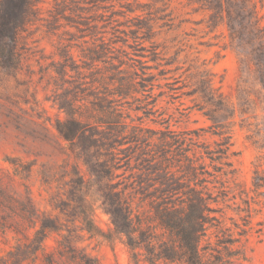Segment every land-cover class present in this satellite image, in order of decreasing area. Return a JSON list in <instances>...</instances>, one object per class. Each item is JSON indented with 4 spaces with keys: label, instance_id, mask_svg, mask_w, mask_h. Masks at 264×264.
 <instances>
[{
    "label": "rangeland",
    "instance_id": "1",
    "mask_svg": "<svg viewBox=\"0 0 264 264\" xmlns=\"http://www.w3.org/2000/svg\"><path fill=\"white\" fill-rule=\"evenodd\" d=\"M60 2L64 16L75 24L61 18L59 29L50 31L46 25L54 1L45 0L43 21L25 34L21 71L0 83V264H147L113 232L95 190H77L75 169L84 180L88 174L59 137L55 119L64 115L50 100L58 48L69 36L81 46L103 40L107 56L118 66L112 84L117 87L116 80L125 79L133 87L117 97L124 124L145 135L165 127L175 132L207 129L211 122L198 110V96L190 95L193 85L200 71H207L216 94L235 105L238 58L225 24L214 26L195 0ZM252 2L264 17V0ZM71 53L79 60V49ZM86 115L93 122L94 112ZM239 120L236 115L231 127L233 173L220 177L213 190L220 241H234L219 264H264V165L256 177L260 151L245 139ZM218 139L206 132L200 141L213 146ZM216 239L212 235L209 242Z\"/></svg>",
    "mask_w": 264,
    "mask_h": 264
},
{
    "label": "trees",
    "instance_id": "2",
    "mask_svg": "<svg viewBox=\"0 0 264 264\" xmlns=\"http://www.w3.org/2000/svg\"><path fill=\"white\" fill-rule=\"evenodd\" d=\"M53 1L55 11H50L52 21L46 27L55 32L61 18L75 24L64 16L60 0ZM195 1L214 26L225 24L229 46L239 62L235 105L216 94L209 72H198L190 95L198 96L196 106L211 122L207 129L175 132L165 127L145 135L138 127L124 124L126 116L117 97L127 96L133 87L125 79L116 80L114 87L111 80L118 66L107 56L101 39L97 45L81 46L69 36L58 48L60 60L52 64L50 100L64 115L55 119L54 127L88 174L84 180L75 169L77 190H95L113 232L135 258L142 256L147 264H219L223 250L234 243L220 241L213 190L220 177L233 173L229 158L236 115L245 139L260 151L256 177L264 165V17L252 0ZM44 3L0 0V83L21 71L25 34L43 21ZM135 26L141 28L142 22ZM74 48L79 49V60L71 53ZM90 111L95 114L93 122L87 121ZM206 132L219 138L213 146L200 141ZM212 235L217 238L213 245Z\"/></svg>",
    "mask_w": 264,
    "mask_h": 264
}]
</instances>
